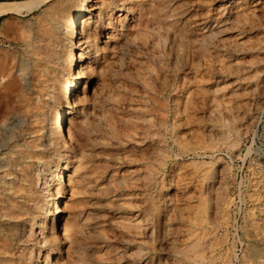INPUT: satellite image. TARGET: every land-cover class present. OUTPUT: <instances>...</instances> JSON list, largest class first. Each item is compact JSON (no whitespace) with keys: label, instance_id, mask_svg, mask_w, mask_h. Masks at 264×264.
Wrapping results in <instances>:
<instances>
[{"label":"rangeland","instance_id":"rangeland-1","mask_svg":"<svg viewBox=\"0 0 264 264\" xmlns=\"http://www.w3.org/2000/svg\"><path fill=\"white\" fill-rule=\"evenodd\" d=\"M62 1L23 18L0 17V59L11 58L0 88H13L0 131L15 134L5 139L0 166L9 154L16 163L24 188L12 202L28 224L12 259L44 264L50 253L49 264H264V0H94L81 22L93 46L81 47L88 57L75 90L79 101L66 116L74 142L61 137L45 148L51 114L65 106L61 82L73 48L50 23ZM105 6L114 16L109 27ZM119 14L126 15L121 22ZM36 18L60 38L49 51ZM26 22L36 56H23L14 38ZM143 31L147 49L139 47ZM117 42L123 50L112 49ZM101 86L109 99L96 95ZM26 150L35 156L23 158ZM66 164L60 206L45 221L50 197L43 183ZM137 214L140 225L132 220ZM127 216L130 224L122 221ZM63 217L72 225L64 235ZM39 231L52 241L38 257Z\"/></svg>","mask_w":264,"mask_h":264},{"label":"bare ground","instance_id":"bare-ground-1","mask_svg":"<svg viewBox=\"0 0 264 264\" xmlns=\"http://www.w3.org/2000/svg\"><path fill=\"white\" fill-rule=\"evenodd\" d=\"M50 1H52V0L0 1V17L8 16V15H14L16 17L23 18V17H26L30 14H33L34 12L41 9L43 6H46ZM72 1L73 0H64V1L60 2L58 7L52 8V14H51L52 16H51L50 23H54L55 24L54 27L56 25L59 26L61 31L64 32V37H65L64 39L69 40L70 43L73 45V48H71L68 51V53L65 57V61L67 62V68H66V72H65V77L63 76L65 80H64V82L63 81L61 82L63 84V86L61 87L60 98L65 101V106L54 109L53 114H51V121L49 123V131L48 130L45 131L44 141L42 143V145L45 148H50L51 146L54 147L55 145H57L56 140L61 138V137L63 138V141L66 144H68V143L72 144L74 142V134L71 131L70 127L67 125L69 119L66 116H70L69 109H71L73 106L75 107L76 103L79 101V99L76 98L75 90H76L78 83H79L81 63L83 62L84 58L88 57V55L80 52L81 47L84 45L88 46V47L93 46V44H91V42L93 41L94 37L90 33H87L86 36L83 34L82 29H81V22L83 20L87 19L86 18L87 14H89V12L95 8V7H93L94 0H75V2H72ZM102 1H103V5H105V3H104L105 0H102ZM120 1L127 2L125 0H120ZM115 6H116V4H115ZM128 6H129V4H128ZM105 8L108 9V7H106V6H105ZM126 8H125V10L129 9V8H127V9ZM122 10L119 9V11H122ZM105 13H106V18H107V27H109L111 25V20H114V16H112V9L111 8L108 9V11H105ZM125 16H126L125 14L123 16H122V14L121 15L119 14V22H121V18L124 19ZM10 26L11 25L7 21L3 22L4 28H3L2 36L4 37V39H8V36L11 34V32L9 33ZM32 26L33 25L30 22L23 23L18 28V36L17 37L14 36V38H17L20 41L19 43H21V45L23 47L22 52H21V54L23 56L24 55L28 56L29 53H31L32 55H35V56L38 55L36 52L33 51L32 42L34 39H36V37H35V35L33 36V32H34L33 30L34 29L32 28ZM34 26L37 27L38 30H40L41 41L46 43V45H47L46 47L48 48V51L50 50V46H52L53 43H55V42L57 43L60 41L59 40L60 38L58 39L57 37L54 36V32H52V30H51L52 26L49 25V23L46 20H41L40 18H36V22L34 23ZM112 26H113V24H112ZM121 26H123V24H121ZM147 37H148V35L144 31L141 32V34L139 35V42H140L139 47L140 48L144 49L148 46V41L150 42V40L147 41ZM11 38H12V36H11ZM14 38H13V40H14ZM105 38L109 39L110 37H109V35H106ZM15 41H16V39H15ZM63 47H65V46H63ZM99 47L102 48L101 46H99ZM122 47H123V44L117 42V44L116 43L113 44L112 49H114L116 51L117 50H123ZM5 52H2V54L3 53H4V55L8 54V52L7 53H5ZM52 52H53V50H52ZM10 56H9V58H10ZM19 56L20 55L18 54L17 56H14V57L16 58L15 59L16 61H19V62H17V63H20L19 67H22L23 66V64H22L23 60H22V57H19ZM7 57L5 56L2 59H0V74L3 71V70L1 71V69L4 67V64L7 62V60L10 61V59H11V58L7 59ZM13 64L10 63V65H13ZM7 67H5V68H7ZM23 67H25V69H26V66H23ZM19 70L21 71L23 69L17 68V71H19ZM4 72H5V69H4ZM4 72H3V74H4ZM21 72L23 75V71H21ZM0 76H2V74ZM1 78L2 77H0V79ZM2 82H6V81H2ZM13 83H15V82H13ZM66 85H67V88H66ZM3 88L4 89L0 88V120H3L6 116V114L3 115L4 109L8 108V105H6L5 102L8 100V93L13 91L12 85H10V84H8V85H6V83H5V85L3 84ZM98 94H104V96L107 99L110 98V95L106 91V88L104 86H101L100 91L96 95H98ZM52 97H54V96H52ZM16 101H18V100H16ZM12 104H13V106H15L14 104H16V106H17L18 103H12ZM17 107H19V106H17ZM12 112H14V111H12ZM12 115H13V113H12ZM19 118H20V116H19ZM7 122H9V121H7ZM14 122H13V124L17 123V122L16 123H14ZM19 125H20V123H19ZM109 126L112 128L111 124H109ZM9 127H11V126H9ZM24 129L26 130L25 127H24ZM14 138H15V134H13L12 132H9L7 134V133H2L0 131V151L3 150V148L5 147V143H4L5 139L11 141ZM17 143H18V141H17ZM8 150H10V149H8ZM32 154L35 156L34 153H32ZM32 154H30V152L26 150V152L24 151L22 153V157L27 158V157H30ZM64 156H65V153H62V158H64ZM5 159L7 160V162L6 163L4 162V164L2 166H0V264H17L16 261L14 259H12V256L14 253V244H18V242L22 241V239L25 238V234L27 233V231H26L27 226L26 225H28V224H26L25 220L23 219L26 214H24V212L21 211L22 209H20V208H22V207H19L18 202L13 203L12 198L15 195H20L21 192L23 191L24 186H22L21 184L18 183L20 181V175L15 174L16 170H14L13 165L16 163L13 160H11V155L10 154L6 155ZM19 170L23 172V169H19ZM68 172H70V170L68 169L67 164L64 166H60L55 171L54 177L47 180V181H44V183H43L44 185H46V188H48V194L50 197L49 203L47 202L42 207L43 210H42L41 214H43V219H45V221L48 217H51V220L54 219L51 214H53L54 208H57L58 206H60L59 205V196H60L59 190H61L62 188H64V186H66V176H67ZM23 176H26L25 171L23 172ZM126 203H128V202L124 201V204H126ZM61 205H62V203H61ZM63 205H65V207H66L67 202H63ZM63 210H64V208H63ZM66 210L68 211V209H66ZM132 217H133L132 220L135 221L134 224H136V225H140L143 222L141 216L138 214L133 215ZM63 218L64 219L61 223V231H62V234L64 235V234L69 233L72 230V225H70V223L66 217H63ZM122 221L130 224V217L129 216L124 217V218H122ZM38 224H39V228H42V227L45 228V225H43L44 222H39ZM123 226H125V225H123ZM46 232H43V231L38 232V235H41L40 243H39V249L37 250L38 252H36V255L38 257L40 256V253H42L41 252L42 250H40V248L46 249V246L51 244V241H52V235L49 233H46ZM24 246H26V245H24ZM129 253H130V256H132V257H139V250H132ZM42 255H44V254H42ZM49 257H50V253H47L46 258H48V260L45 261L44 264H49Z\"/></svg>","mask_w":264,"mask_h":264},{"label":"trees","instance_id":"trees-1","mask_svg":"<svg viewBox=\"0 0 264 264\" xmlns=\"http://www.w3.org/2000/svg\"><path fill=\"white\" fill-rule=\"evenodd\" d=\"M0 1H9V0H0Z\"/></svg>","mask_w":264,"mask_h":264}]
</instances>
